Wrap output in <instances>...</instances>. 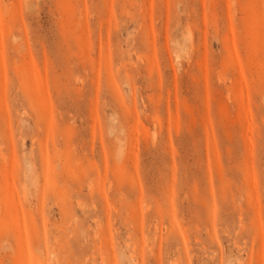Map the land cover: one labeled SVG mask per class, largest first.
<instances>
[{"label":"rangeland","instance_id":"obj_1","mask_svg":"<svg viewBox=\"0 0 264 264\" xmlns=\"http://www.w3.org/2000/svg\"><path fill=\"white\" fill-rule=\"evenodd\" d=\"M0 264H264V0H0Z\"/></svg>","mask_w":264,"mask_h":264}]
</instances>
